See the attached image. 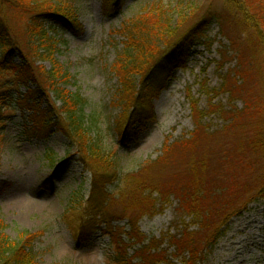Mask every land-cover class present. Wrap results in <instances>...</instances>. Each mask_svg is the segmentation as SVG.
<instances>
[{"label": "trees", "instance_id": "trees-1", "mask_svg": "<svg viewBox=\"0 0 264 264\" xmlns=\"http://www.w3.org/2000/svg\"><path fill=\"white\" fill-rule=\"evenodd\" d=\"M121 8L122 0H101L105 15ZM214 21L228 38L237 60V67L224 76L222 87L231 96L243 98V109L224 111L230 122L223 130L210 132L201 123L198 102L193 99L196 124L191 135L166 140L159 157L121 172L105 149L99 114L84 112L85 98L66 87L69 74L54 56L57 42L50 32L60 25L74 32L83 28L75 1L0 0V121L8 116L4 109L9 108L6 97L10 95L32 110L23 119L25 132L49 138L59 131L66 136L91 180L88 197L77 203L78 241L86 242L97 230L108 234L114 244L113 258L119 264H134L127 256L128 242L119 232L117 237L113 234L118 231L114 221L124 218L130 226L127 238L139 244L134 251L137 264H155L168 258L162 240L148 239L137 227L141 215L156 210L154 192L161 197V206L166 196L178 197L183 213L191 215L199 225L198 231L181 225L169 242L174 247L173 255L185 256L187 264H197L204 249L218 241L231 219L225 211L238 214L249 202L264 200V0H223L220 7H209L188 32L171 43L168 39L176 35L177 28L163 6L151 5L125 20L114 30L124 38L123 52L112 67L120 83L115 101L122 105L114 121L115 130L123 141L136 126L143 128L154 118L151 100L172 75L162 71L184 67L196 37ZM46 59L50 61L48 68L39 63ZM20 85L28 87L25 99L13 97L11 89ZM247 116L254 121H246ZM248 126H254L252 135H244L234 144L220 142L210 152L200 154L204 142L235 129L247 130ZM49 153L53 159L54 153ZM181 159L186 160V166L178 174L165 181L153 178V168ZM259 161L261 167L255 169ZM6 228L0 216V264H39L31 248L37 234L22 231L12 238Z\"/></svg>", "mask_w": 264, "mask_h": 264}, {"label": "rangeland", "instance_id": "rangeland-1", "mask_svg": "<svg viewBox=\"0 0 264 264\" xmlns=\"http://www.w3.org/2000/svg\"><path fill=\"white\" fill-rule=\"evenodd\" d=\"M74 1L83 28L74 32L60 25L50 32L56 36L54 56L69 74L66 87L85 98L84 112L99 114V131L105 149L117 161L121 172L159 157L166 140L191 135L196 124L191 108L193 99L198 102L201 123L210 132L221 131L230 122L224 111L243 109V98L231 96L222 87L224 76L237 65V60L229 48L228 38L214 21L203 35L196 37L184 67L162 71L172 72V75L165 81V88L151 100L154 118L143 128L136 126L121 141L114 125L122 108L121 102L115 101L120 83L112 67L123 52L124 38L114 30L146 7L161 5L177 28L176 35L168 39L171 43L188 32L209 7L218 8L223 0H122L121 11L111 15L102 12L101 0ZM13 55L20 61L15 52ZM39 63L46 68L50 66L49 59ZM260 89L256 87L257 91ZM11 90L14 98L19 95L22 99L29 91L24 85ZM6 102L9 108L4 109V113L8 116L0 121V216L7 224L5 231L12 238H17L22 231L36 233L31 248L39 264H119L113 258L114 244L108 234L97 230L86 242L78 241L77 203L88 197L91 180L75 148L59 131H54L49 138L25 132L23 119H27L32 110L21 106L10 95ZM245 120L252 122L254 118L247 116ZM248 127L204 142L200 154L210 152L220 142L234 144L244 135H252L254 126ZM50 151L54 153L53 159ZM254 159L257 161L256 157ZM260 162L255 169L261 167ZM185 166L186 160L181 159L153 168L152 175L165 181ZM256 174V171L252 173V181ZM152 197L156 210L141 215L137 227L148 239L162 240L168 258L155 264H187L185 256L173 255L174 247L169 242L184 224L195 231L199 230V225L191 215L183 213L175 195L166 196L162 206L157 192ZM225 214L231 219L224 226L223 234L215 245L204 249L197 264H264V200L249 202L238 214L229 215L228 211ZM113 224L118 226L114 236L119 232L128 242L127 256L137 264L134 251L139 244L125 234L130 229L128 219L116 220Z\"/></svg>", "mask_w": 264, "mask_h": 264}]
</instances>
